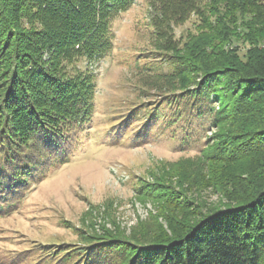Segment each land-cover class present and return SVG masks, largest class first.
Masks as SVG:
<instances>
[{
    "label": "trees",
    "instance_id": "trees-1",
    "mask_svg": "<svg viewBox=\"0 0 264 264\" xmlns=\"http://www.w3.org/2000/svg\"><path fill=\"white\" fill-rule=\"evenodd\" d=\"M134 2L0 0V190L25 185L43 159L65 154L73 133L91 120L96 73L89 64L111 52L112 21ZM154 6L153 24L167 36L172 23L192 12L200 20L201 32L184 44L175 71L202 72L183 100L220 130L219 146L204 148L209 160L225 173L236 164L241 170L220 182L223 206L181 226L170 223V231L135 243V251L111 239L115 263L264 264V0H158ZM235 38L250 45L245 61L225 49ZM204 49L206 59L194 67L190 57ZM235 171L248 179L238 180Z\"/></svg>",
    "mask_w": 264,
    "mask_h": 264
},
{
    "label": "rangeland",
    "instance_id": "rangeland-1",
    "mask_svg": "<svg viewBox=\"0 0 264 264\" xmlns=\"http://www.w3.org/2000/svg\"><path fill=\"white\" fill-rule=\"evenodd\" d=\"M154 4L135 0L112 21L113 49L89 64L96 73L91 120L73 133L67 152L43 159L25 185L0 190V264H83L91 257L116 264L111 239L135 251L170 223L181 226L228 201L220 182L241 166L225 173L209 160L204 148L219 146L220 130L183 100L202 72L175 71L200 20L192 12L167 36L153 24ZM249 46L235 38L225 49L245 61ZM207 55L201 50L190 64L202 66Z\"/></svg>",
    "mask_w": 264,
    "mask_h": 264
},
{
    "label": "bare ground",
    "instance_id": "bare-ground-1",
    "mask_svg": "<svg viewBox=\"0 0 264 264\" xmlns=\"http://www.w3.org/2000/svg\"><path fill=\"white\" fill-rule=\"evenodd\" d=\"M264 46V45H263Z\"/></svg>",
    "mask_w": 264,
    "mask_h": 264
},
{
    "label": "built area",
    "instance_id": "built-area-1",
    "mask_svg": "<svg viewBox=\"0 0 264 264\" xmlns=\"http://www.w3.org/2000/svg\"><path fill=\"white\" fill-rule=\"evenodd\" d=\"M264 47V46H263Z\"/></svg>",
    "mask_w": 264,
    "mask_h": 264
}]
</instances>
